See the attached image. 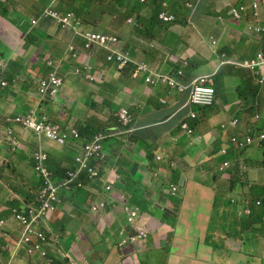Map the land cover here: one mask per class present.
Wrapping results in <instances>:
<instances>
[{
	"label": "crops",
	"instance_id": "0c3cea01",
	"mask_svg": "<svg viewBox=\"0 0 264 264\" xmlns=\"http://www.w3.org/2000/svg\"><path fill=\"white\" fill-rule=\"evenodd\" d=\"M156 1L148 0V4L141 6L133 14V18L129 17L136 24H129L127 21L126 27H122L124 35L120 39L124 43L123 50L130 52L136 62L158 66L165 64L166 72L187 65L185 76L194 79L216 72L221 65V53L226 55L227 51H232L227 53V57L240 62L251 60L249 56L241 57L246 53L235 51L243 41L247 24L237 25L229 10L239 2L250 4L254 0H196L194 12H183L179 22L171 26L161 25L159 28H156L155 20ZM259 1L264 20V0ZM50 6L51 0H0V130L3 131L6 126L3 122L5 117L26 114L37 106L38 82L50 74L51 69L47 65L49 60L60 68L59 74L64 80L60 98L66 105L77 104L78 108H82L83 102H122L135 105L133 112L138 113L139 105L155 102L158 92L139 86V80L133 77L135 67L121 69L108 63L106 52L101 49L95 48L88 53L84 50L81 38H73V33L60 29L54 23L39 21L35 27H31V21ZM53 7L60 12L69 11L62 4ZM121 8L126 12L124 7ZM105 10L111 14L104 12L106 15L103 21L117 22H112L117 25L108 30L118 33V23L121 24L118 21L120 7L112 6ZM101 13L102 10L96 11L97 16ZM76 15L81 21L84 19L83 16ZM85 26L86 31L100 32H106L108 27L104 23L97 28ZM28 33L32 40L26 39ZM5 35L11 36L10 39L4 40L2 36ZM211 38L218 44L215 49L210 44ZM248 40L259 50V43L254 38ZM173 41L175 42L171 43ZM71 45L75 46L80 57L78 60L70 58L68 47ZM241 49L244 50L243 47ZM151 53V56L145 58ZM79 60L82 65L88 62V65L94 67V75L100 78L99 83L90 86L87 81L74 75ZM223 70L235 89L229 91L224 87V80L218 90L217 109L238 113L239 110L234 111L235 108H232L239 99L236 89L244 81V76L252 74L233 66ZM2 82L6 84L5 87L1 86ZM243 87L245 90L242 98H245L246 104H256L259 98L252 92L251 86L243 84ZM146 112L157 111L148 108ZM212 112L198 115L203 121L202 125L196 127L198 132L212 131L210 123L216 124L219 121V116ZM52 121L59 123L56 117ZM7 128H12L19 139L20 149L14 165L11 157L4 155L8 151L6 144L0 141V170L3 175L0 180V195L6 198L5 202L0 198V220L9 218L7 209L12 207L10 202L27 191V184L20 192L12 190L16 188L15 183L22 177L35 181L32 156L37 149L41 148L48 153L47 167L51 172H58L62 167L52 152L51 144L45 139L19 127ZM134 147L142 152L141 144L135 143ZM59 152L68 150L60 149ZM247 156L264 159V150H251ZM162 157L163 160L152 166L149 174L135 178V201L138 203L137 207L141 203L145 212L138 224L149 227L150 239L138 247L121 246L119 231L130 228L119 217L121 208L118 204L108 202L105 211L93 218L88 214L84 216L83 209L74 203V212L51 230L52 245L67 256L59 264H233L239 258L242 246L245 256L264 258V205H254L260 197L264 201V195L249 199L235 198L237 203L233 204L234 196L228 188L229 182L225 181L210 190L186 189L182 197L171 199L162 187V174L168 168L164 152ZM128 161L133 162V159L128 157ZM62 163L72 165L71 160H64ZM9 165L13 166V171L8 168ZM128 169L130 167L123 159L111 175L85 190L81 195L83 198H77V203L81 205L88 201L86 206H89L93 201H109L114 198L118 194V188L114 189L112 195H106L102 186L114 173L123 178ZM155 173L158 174L157 177ZM11 174L15 176L11 177ZM15 177L16 181L9 184V180ZM252 178L264 185L263 173L255 174ZM121 183L123 182L120 181ZM248 207L252 208L253 214L246 221L239 214ZM158 211L161 213L157 214ZM158 216L163 219L157 220ZM51 254L54 255L55 251L51 250ZM27 260L23 250L11 261L10 252L0 249V264H23ZM35 264H42V261L36 257Z\"/></svg>",
	"mask_w": 264,
	"mask_h": 264
},
{
	"label": "clouds",
	"instance_id": "9594fccd",
	"mask_svg": "<svg viewBox=\"0 0 264 264\" xmlns=\"http://www.w3.org/2000/svg\"><path fill=\"white\" fill-rule=\"evenodd\" d=\"M170 2L185 6L184 10L187 12H194L196 8V0H192V3L190 0H168L162 4L161 0H157L155 20L157 17L159 24L156 28L177 23L176 19L169 15ZM107 3L106 8L112 7L108 0ZM122 3L129 17L133 18V14L138 12L141 6H146L148 0H123ZM59 4L67 7L69 11L60 12L53 7ZM79 4V1L51 0V6L42 11L37 19L31 21V27H35L39 21H45L73 33V38L83 40L84 50L88 53L95 48L101 49L106 52L108 63L121 69L135 67L133 77L139 80V86H144L151 92H158L159 96L153 104L139 105L138 113L133 112L135 105L122 102L94 101L90 104L83 102L82 108H78L77 104L66 105L60 98L64 85V80L59 74L60 68L56 67L53 61H48L47 65L51 72L47 78L38 82L37 106L26 114L3 119L7 127H19L25 132H33L49 142L58 164L62 166L58 172H51L47 167L49 155L39 148L32 156L35 181L22 177L15 184L16 188L12 189L17 191L19 187L27 184V187L34 190L32 194L24 193L10 202L12 207L7 209L10 213L9 218L0 220V229L8 228L18 233L17 249L10 252V259L11 261L16 259L19 251L23 250L28 258L23 264H35L36 257L42 264H59L67 259L65 254L52 245V228L74 212V203L85 190L111 175L123 159L130 167L128 172L123 178L114 173V176H110L102 186L106 195H112L115 188H118V194L109 201H93L89 206H86L88 201L81 204L84 216L88 214L93 218L105 211L108 202L119 205L121 208L119 217L130 228L119 231L121 246H142L151 237L149 227L138 224L145 214L141 203L140 208L137 207V202L131 204L130 201L135 196L137 187L135 178L149 174L152 166L163 160V152L168 168L162 174L164 180L162 187L166 189V195L171 199L182 197L186 189L210 190L225 181L229 182L228 188L234 196L233 204H236L239 198L249 199L264 195V185H260L259 181L252 178L255 174H264V159L247 156L251 150H264V20L261 16L260 1L242 4L240 11L235 7L229 10L237 25L247 24L243 37L254 38L259 43L257 57L240 62L227 57V53L232 51H227L226 55L221 53V65L216 72L194 79L186 78L187 65L166 72L165 64L158 66L136 62L130 52L123 50L124 43L115 32L86 31L85 24L76 15ZM105 12L111 14L106 10ZM53 14L57 17H53ZM69 15L72 16L70 25L64 29L59 20ZM123 17L125 18V12ZM129 17L125 18L126 23L128 21L129 24H136V21L129 20ZM87 34L102 35L115 39L116 42H109L104 46L89 44L85 38ZM28 36H31L30 33L26 39L32 40V36ZM210 44L214 49L218 47L212 38ZM237 49L245 53V47L241 43ZM68 52L70 58L76 60L80 58L75 46H69ZM231 66L252 74L244 76V81H241L240 87L236 89L239 99L232 108H235L234 111L239 110L238 113L228 109L219 111L217 109L218 90L224 80V87L229 91L235 89L223 70ZM94 74V67L88 65V62H84L74 71L76 77L87 81L90 86L99 83L100 78ZM52 76L61 81L54 97L50 93L41 94V84L49 83ZM243 84H249L252 92L258 96L256 104L254 102L248 105L245 98H242L245 90ZM1 86L5 87L6 84L2 82ZM60 105H65L68 111L58 110ZM148 108L157 112L147 113ZM206 110L217 114L219 121L216 124L210 123L212 127L210 133H200L189 123L199 119L198 115ZM54 117L59 119V123L52 121ZM29 118L33 124L27 127L22 120ZM6 126H4L6 131L0 130V141L5 143L8 149L4 155H9L12 159L20 149V141L12 128ZM176 130L182 135L178 139H173L171 134ZM135 143L141 144L142 152L134 147ZM183 143L184 145L179 147ZM60 149L68 152L60 153ZM128 157H131L133 162L128 161ZM28 159L30 160V157ZM64 160H71L72 165L62 163ZM8 168L13 171L12 165ZM12 176L14 174H11ZM155 176L158 174L155 173ZM120 181L123 183L120 184ZM254 205L263 206L264 201L260 197ZM252 214V208L248 207L244 212H240L239 217L249 221ZM4 235L11 236L8 232H4ZM242 248L243 246L240 248L239 258L234 260L233 264H264L262 256L247 257L243 254ZM51 250L55 251L54 255L51 254Z\"/></svg>",
	"mask_w": 264,
	"mask_h": 264
},
{
	"label": "trees",
	"instance_id": "16d2710c",
	"mask_svg": "<svg viewBox=\"0 0 264 264\" xmlns=\"http://www.w3.org/2000/svg\"><path fill=\"white\" fill-rule=\"evenodd\" d=\"M74 1L80 2L79 6L77 7L76 13L79 16L84 17V19L82 20V22L84 24L91 25L94 28H97L101 23H104V25H108L106 32H109L108 28H111V27H114L117 25V24H113V23H117L114 20L108 21V24L106 23V21H103V19L105 18V15H106V14H104V12H105V8H106L105 4L107 3V0H71V2H74ZM108 1L110 2L111 6H114L115 8L120 7V15L121 16L124 15V12L121 8L123 6V3H122L123 0H108ZM163 1H168V0H161L160 4H162ZM170 4L171 5H169V15L174 17V19H176V22H179V20L181 19L182 15H183V12L185 11L184 10L185 6H181L180 4L174 5V3H172V2H170ZM100 10H102V13L97 16L96 11H100ZM128 17H129V13L125 12V18H128ZM120 23L121 24L118 23V31L119 32L116 34V36L121 38V35L122 34L124 35L122 27L125 28L127 25L126 19H124V22H120ZM156 23L159 24L157 17H156ZM126 35L128 36V33ZM221 78H223V76ZM207 111H210V110H206V112ZM181 118L182 117L180 116L179 119H181ZM189 124L192 128H196L197 126L202 125L203 121L201 120V118H199L197 120L190 122ZM1 173L2 172L0 170V180H1V177H3V175ZM15 181H16V179L11 178L9 180V184L13 183ZM26 188H27V191L25 193H27L28 195L33 193L34 190H32L31 188H29L27 186H26Z\"/></svg>",
	"mask_w": 264,
	"mask_h": 264
},
{
	"label": "rangeland",
	"instance_id": "374dc122",
	"mask_svg": "<svg viewBox=\"0 0 264 264\" xmlns=\"http://www.w3.org/2000/svg\"><path fill=\"white\" fill-rule=\"evenodd\" d=\"M190 3H192V0H190ZM242 4H247V3H242V2H239L237 5H236V9L238 11H240V7L242 6ZM105 6H108V3L105 4ZM232 8V7H231ZM184 12H187V11H184ZM124 17L123 16H119L118 20L119 22H124ZM190 18H188L189 20ZM252 19H253V16H252ZM106 23L108 24V21H106ZM1 36V35H0ZM11 36H2V38L4 40H9ZM243 41L240 42L244 47H245V53L246 54H243L241 57H247L249 56V58L252 60V59H255L257 57V53H258V50L256 49L255 45L253 43H250L248 41L247 38L243 37L242 38ZM175 41L171 42V43H174ZM235 51H238V49L236 48ZM153 53L151 54H148L145 56V58H148L149 56H151ZM78 65V67L82 66L81 64V61H77L76 63ZM58 110H65V111H68V108L65 106V105H60V107L58 108ZM57 110V112H58ZM56 112V113H57ZM176 114V113H174ZM173 114V115H174ZM3 130L6 131V128L3 127ZM182 135L181 132H179L178 130H176L174 133L171 134V136L173 137V139H178L180 138ZM225 140V139H224ZM184 143L182 145H180L179 147L183 146ZM179 147H176V148H179ZM17 159V155H14L12 157V160H13V163L15 165V161ZM15 176V174H14ZM19 182V181H17ZM17 182L15 184H17ZM21 185V184H20ZM23 187H19V189L16 191V192H20L22 190ZM0 198L3 199V202H5L6 198H2L1 195H0ZM81 198H83V196H81ZM136 197L134 196L133 199H131V204H136V201H135ZM75 204L77 207H81L80 204L77 203V201H75ZM163 217L162 216H158L157 217V220H162ZM155 223H157V221L155 220ZM4 232H8L11 234V236L9 237H6L4 235ZM16 240H18V233L14 230H11V229H8V228H1L0 229V249L3 251V252H6V251H9V252H14L16 249H17V243H16ZM17 252H15L16 254Z\"/></svg>",
	"mask_w": 264,
	"mask_h": 264
},
{
	"label": "built area",
	"instance_id": "2783aa9c",
	"mask_svg": "<svg viewBox=\"0 0 264 264\" xmlns=\"http://www.w3.org/2000/svg\"><path fill=\"white\" fill-rule=\"evenodd\" d=\"M52 16L55 18L57 17L55 14H53ZM71 17L72 16L69 15L67 18H61L59 20V24H61L62 28L66 29L70 25L69 23ZM85 38L89 44H99L102 46L108 44L109 42H113V43L116 42L115 39H109L103 37L102 35H95V34H87ZM60 85H61V81L55 78L54 76H52L49 83L43 82L41 84V94L46 95L50 93V95L54 97L58 92ZM18 122H20V120H18ZM22 123L27 127L32 126L33 124L30 118L27 120H22Z\"/></svg>",
	"mask_w": 264,
	"mask_h": 264
}]
</instances>
